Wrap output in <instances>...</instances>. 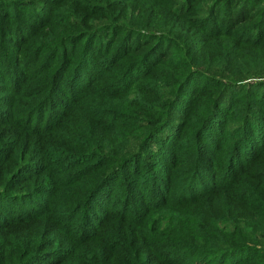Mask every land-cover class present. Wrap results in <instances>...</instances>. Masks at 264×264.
<instances>
[{
	"label": "trees",
	"instance_id": "1",
	"mask_svg": "<svg viewBox=\"0 0 264 264\" xmlns=\"http://www.w3.org/2000/svg\"><path fill=\"white\" fill-rule=\"evenodd\" d=\"M176 4L166 31L88 21L31 57L19 27L36 17L16 13L11 33L0 23V88L12 110L32 109L10 122L25 116L42 139L69 121L98 128L69 143L52 188L40 163L1 162L15 169L0 186V264H264V0ZM100 88L106 109L131 99L118 131L77 107Z\"/></svg>",
	"mask_w": 264,
	"mask_h": 264
},
{
	"label": "rangeland",
	"instance_id": "2",
	"mask_svg": "<svg viewBox=\"0 0 264 264\" xmlns=\"http://www.w3.org/2000/svg\"><path fill=\"white\" fill-rule=\"evenodd\" d=\"M109 1H111V4L108 5L106 0H0V23L3 24L8 33H11L14 32L16 27L14 20L16 13L22 15V18L25 20L28 19L29 15H34L36 17L34 19V24H28L20 20L21 26L19 27V34L23 35V37L25 36L28 42L24 55L26 57H31L38 46L43 42L42 38H46L48 41V39L56 35L59 31L76 30L80 25L88 21H92L91 24L96 26L110 19H118L121 15L125 23L133 28L145 31H166L164 10H167L166 6H169L168 9H172L178 5L176 2H180V0ZM54 3H56L57 6H52ZM194 3L202 4V2L198 1H194ZM203 5H205L204 2ZM95 12L96 14H94ZM46 19L48 20L44 23ZM33 61V59H30L28 63L32 64ZM3 74L4 73L0 72V75ZM222 77H226V74ZM3 89L4 88H0V186L3 187L4 179L15 169V165L14 167H7L1 162L6 158L9 152L15 151L16 156L14 157V161L17 163L20 161H24V163L28 165L40 163L33 167L35 170L32 173L36 176V181H43V187L52 188L61 181L57 180V171L61 170L60 163L64 159V156L61 157L60 155H62L65 149L75 147V145L69 143H78L76 148L84 145V141L87 138L97 134L94 131L98 128L95 124L93 125L94 121L92 124L88 121H83L81 124H78L76 128L68 124L69 121L62 123L64 126L55 130L54 133L47 135L46 139L34 136L31 130L26 132L27 120L25 116L24 118H22L23 116H18L21 117V120L17 118L13 123L10 122L11 111L17 114L21 113V115L22 113L28 115L32 109L28 110L25 105H20L17 109L15 108L16 110H12L10 108V100L14 94L12 92H2ZM105 93L107 92L104 88L97 89L93 92L90 91L84 94L85 100L81 101L77 107H79L80 112H86L92 116H95L96 113L98 122H104L105 124V132H115L119 130L118 125L120 123V118L127 117V115L122 111H118V109L124 105L131 104V99L129 97L126 99L119 98L115 100V103L111 105V108H107V110L104 107L103 100H101L103 97L98 98ZM67 97L68 98L63 99L65 103L63 106L68 109V106H70L72 102L69 100L70 96ZM21 99L22 101H26L25 98ZM58 108L53 110L57 111ZM70 113L72 114V110ZM56 119H58V117L51 119V122H54ZM137 125L138 121L134 118L132 126L137 127ZM112 127H114L115 130L109 129ZM47 130H49L48 125L45 127V131ZM43 133L44 132L38 134L40 136ZM118 133L119 132H117V135ZM121 135H123V133ZM130 136L134 137V134L130 133ZM18 139L19 142L16 145L15 143ZM75 165L78 168L80 167L77 163ZM45 167L49 169V173L40 174ZM17 189V191H23L24 189L38 191L33 183L31 186L21 184ZM50 219V223H56L59 216L52 215ZM20 227L22 230H25V227L34 228L32 224L26 223L20 225ZM90 230H95L92 225H90ZM10 234L11 231L7 232V230H0V251H5Z\"/></svg>",
	"mask_w": 264,
	"mask_h": 264
}]
</instances>
